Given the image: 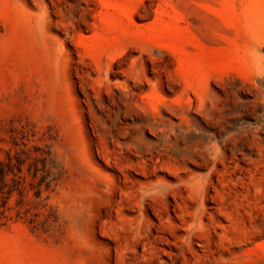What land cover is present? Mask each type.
<instances>
[{
  "label": "rangeland",
  "instance_id": "1",
  "mask_svg": "<svg viewBox=\"0 0 264 264\" xmlns=\"http://www.w3.org/2000/svg\"><path fill=\"white\" fill-rule=\"evenodd\" d=\"M7 153L0 264H264V0H0Z\"/></svg>",
  "mask_w": 264,
  "mask_h": 264
},
{
  "label": "trees",
  "instance_id": "2",
  "mask_svg": "<svg viewBox=\"0 0 264 264\" xmlns=\"http://www.w3.org/2000/svg\"><path fill=\"white\" fill-rule=\"evenodd\" d=\"M6 160L0 161V220L2 218L12 219V217H7L5 215L6 210H12L11 208H5V203L7 199L13 194L17 193L19 197V202L22 201L25 193L28 190H32L34 197L39 198L42 186H45V190L48 189L50 181L46 182V178L42 177L41 179L37 180V182H26L25 177L22 175V165L24 163L23 159L17 153L14 156H10L9 153L6 154ZM30 169L28 168V172ZM39 169L34 166L33 172L31 173L32 179H36V173ZM26 183V185H24ZM15 218H21L20 212H15Z\"/></svg>",
  "mask_w": 264,
  "mask_h": 264
}]
</instances>
